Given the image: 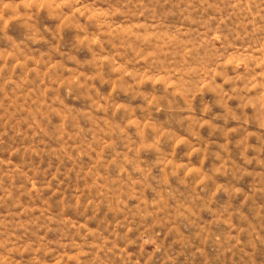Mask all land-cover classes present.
I'll return each mask as SVG.
<instances>
[{"label":"rangeland","instance_id":"1","mask_svg":"<svg viewBox=\"0 0 264 264\" xmlns=\"http://www.w3.org/2000/svg\"><path fill=\"white\" fill-rule=\"evenodd\" d=\"M0 264H264V0H0Z\"/></svg>","mask_w":264,"mask_h":264}]
</instances>
